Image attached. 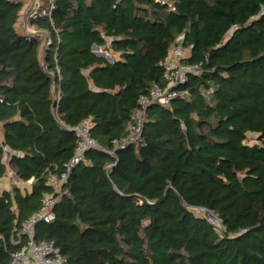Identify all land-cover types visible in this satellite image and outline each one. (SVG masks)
Returning <instances> with one entry per match:
<instances>
[{
    "label": "trees",
    "instance_id": "trees-1",
    "mask_svg": "<svg viewBox=\"0 0 264 264\" xmlns=\"http://www.w3.org/2000/svg\"><path fill=\"white\" fill-rule=\"evenodd\" d=\"M23 3L0 0V180L32 183L0 190V264L31 240L24 226L56 196L84 122L97 148L36 244L67 264H264V0ZM180 36L201 74L125 143Z\"/></svg>",
    "mask_w": 264,
    "mask_h": 264
},
{
    "label": "built area",
    "instance_id": "built-area-1",
    "mask_svg": "<svg viewBox=\"0 0 264 264\" xmlns=\"http://www.w3.org/2000/svg\"><path fill=\"white\" fill-rule=\"evenodd\" d=\"M38 4L39 3L35 6ZM170 8L173 9L172 5H170ZM260 16H264V6L261 8ZM183 41L184 36H180L175 41V44L170 48L167 59L163 63L165 69L163 85H154L147 95L140 97V108L135 115V123L130 129L129 137L125 143H128L129 141L135 142L140 138L145 114L151 104L163 108L169 107L176 99L186 95V93L181 90L182 87L186 86L192 77L201 74L202 64H192L186 61L189 55L181 46ZM52 77L54 79L60 78L59 72L57 75L53 74ZM89 129L90 126L88 122H84L73 130L79 137L76 158L71 165L67 167V172L65 174L60 178L51 179L50 184L57 188L56 196L60 194V186L67 181L73 165L79 162L87 150L97 148V144L90 137ZM13 181L18 182V179L14 177L12 182ZM31 183L32 182L29 184ZM56 196L46 197L43 200V209L32 216V218L25 224V231L29 234L31 240L13 256V264H67L66 259L60 254V251L53 243L36 244L32 239L33 228L38 222H51L55 219L54 207L59 201V198H56ZM204 216L211 225L220 227V222L212 213L204 212Z\"/></svg>",
    "mask_w": 264,
    "mask_h": 264
},
{
    "label": "rangeland",
    "instance_id": "rangeland-1",
    "mask_svg": "<svg viewBox=\"0 0 264 264\" xmlns=\"http://www.w3.org/2000/svg\"><path fill=\"white\" fill-rule=\"evenodd\" d=\"M31 1V4H30ZM39 3V0H24V7H23V14L26 13L28 6L31 8H34V6ZM94 54H99V55H104L106 58H109V60L111 59V56L109 53L105 52L104 50H98L95 49L93 50ZM12 180H14V177H12ZM15 182V181H13ZM16 183V182H15ZM17 186L21 189V190H25L27 189L28 191L30 190L29 184H21V183H17ZM0 188L5 189V190H9L10 189V182L9 180H6L5 182H1L0 183ZM12 190V189H11ZM202 215L204 216V212L202 213Z\"/></svg>",
    "mask_w": 264,
    "mask_h": 264
},
{
    "label": "crops",
    "instance_id": "crops-1",
    "mask_svg": "<svg viewBox=\"0 0 264 264\" xmlns=\"http://www.w3.org/2000/svg\"><path fill=\"white\" fill-rule=\"evenodd\" d=\"M12 177H14V175L12 174V173H9L4 179H2V180H0V183L1 182H5L6 180H9V182H10V189L8 190V191H12L11 189H12V187H13V185L14 184H16L17 185V183H19V182H17V183H14L13 184V182H12ZM0 190L1 191H5V189H2V188H0ZM7 191V190H6Z\"/></svg>",
    "mask_w": 264,
    "mask_h": 264
},
{
    "label": "water",
    "instance_id": "water-1",
    "mask_svg": "<svg viewBox=\"0 0 264 264\" xmlns=\"http://www.w3.org/2000/svg\"><path fill=\"white\" fill-rule=\"evenodd\" d=\"M94 49H98V48H97V47H94ZM98 56L102 57V56H104V55H98Z\"/></svg>",
    "mask_w": 264,
    "mask_h": 264
}]
</instances>
